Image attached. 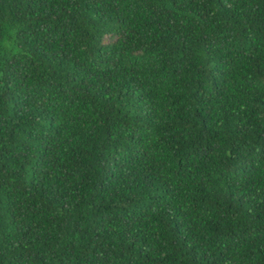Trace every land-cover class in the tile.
<instances>
[{"label": "trees", "instance_id": "16d2710c", "mask_svg": "<svg viewBox=\"0 0 264 264\" xmlns=\"http://www.w3.org/2000/svg\"><path fill=\"white\" fill-rule=\"evenodd\" d=\"M0 264H264V0H0Z\"/></svg>", "mask_w": 264, "mask_h": 264}]
</instances>
